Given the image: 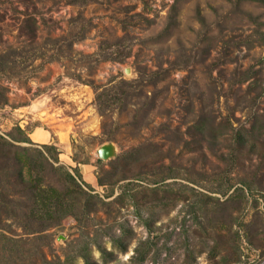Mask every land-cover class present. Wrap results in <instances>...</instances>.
I'll return each instance as SVG.
<instances>
[{
    "label": "rangeland",
    "instance_id": "obj_1",
    "mask_svg": "<svg viewBox=\"0 0 264 264\" xmlns=\"http://www.w3.org/2000/svg\"><path fill=\"white\" fill-rule=\"evenodd\" d=\"M36 128L104 203L0 209V264H264V0H0V135Z\"/></svg>",
    "mask_w": 264,
    "mask_h": 264
},
{
    "label": "trees",
    "instance_id": "obj_2",
    "mask_svg": "<svg viewBox=\"0 0 264 264\" xmlns=\"http://www.w3.org/2000/svg\"><path fill=\"white\" fill-rule=\"evenodd\" d=\"M17 129L20 135H25V138L15 137L13 139L17 142H29L27 132L20 127ZM246 142L248 141L243 138L236 140L237 145ZM8 149L15 151L12 156L9 155V158L3 153ZM17 150L25 151L26 155H19ZM233 151H236V148H233ZM0 152L2 154V156L0 155V209L4 207L8 209L13 206V210L9 208V218L18 220L19 217H14L18 212H21L22 217L40 223L41 228L37 233L47 231L49 227L56 226L63 218L72 216L75 212L78 217L79 215L84 216L93 211L98 204L104 203L98 195L92 193L93 189L90 186L83 182L80 183L81 175L77 170V177H75L65 166H55V163L60 161V152L54 145H43L42 149L20 147L0 135ZM140 152L138 151V153ZM5 158H7V162H3ZM49 171L57 177L59 183H62V190L45 184L47 176L50 174H47ZM1 183H5V185ZM9 185L17 189V192L12 194L20 197V200L15 201L16 203L2 201L7 196L4 187ZM100 185H105V183L101 180ZM248 189H250L249 186ZM236 192L240 194L244 193V190L237 188ZM12 214L14 217L9 216ZM33 233L36 232H27V234ZM46 264L51 263L46 262Z\"/></svg>",
    "mask_w": 264,
    "mask_h": 264
},
{
    "label": "crops",
    "instance_id": "obj_3",
    "mask_svg": "<svg viewBox=\"0 0 264 264\" xmlns=\"http://www.w3.org/2000/svg\"><path fill=\"white\" fill-rule=\"evenodd\" d=\"M31 136L33 137L34 141H36L37 143H40L42 145L51 144L54 141V136H52V134L50 132L45 131L42 128H36L33 131ZM55 137L57 138L59 143L62 144V148L60 149V151L63 152L61 154V156L62 157L64 156L65 163H68L69 165H74V162L72 160V155H73L72 147L69 146L67 143V138L69 136H67L64 131L58 130V131H56ZM35 138H38L40 140L39 141L35 140ZM79 166H81V165H79ZM84 168L88 169L89 167H85V165H84ZM84 168L82 167V169H84ZM88 173H89V170H87V174Z\"/></svg>",
    "mask_w": 264,
    "mask_h": 264
},
{
    "label": "water",
    "instance_id": "obj_4",
    "mask_svg": "<svg viewBox=\"0 0 264 264\" xmlns=\"http://www.w3.org/2000/svg\"><path fill=\"white\" fill-rule=\"evenodd\" d=\"M99 158L102 160H108L116 155V147L114 144H105L98 151Z\"/></svg>",
    "mask_w": 264,
    "mask_h": 264
},
{
    "label": "bare ground",
    "instance_id": "obj_5",
    "mask_svg": "<svg viewBox=\"0 0 264 264\" xmlns=\"http://www.w3.org/2000/svg\"><path fill=\"white\" fill-rule=\"evenodd\" d=\"M126 72H127V73H130V70L128 69Z\"/></svg>",
    "mask_w": 264,
    "mask_h": 264
}]
</instances>
